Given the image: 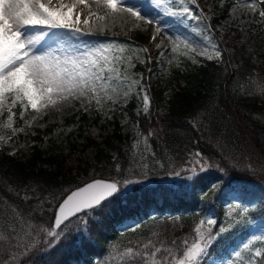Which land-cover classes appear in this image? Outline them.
Masks as SVG:
<instances>
[{
	"label": "trees",
	"instance_id": "1",
	"mask_svg": "<svg viewBox=\"0 0 264 264\" xmlns=\"http://www.w3.org/2000/svg\"><path fill=\"white\" fill-rule=\"evenodd\" d=\"M218 33L222 58L183 56L182 64L169 72L172 93L167 100V89L145 77L148 61L138 64L149 85L150 113L138 114L134 98L116 107L115 135L101 143L85 137L84 148L94 146L99 158L92 173L88 166L69 167L64 155L47 156L36 146L26 159L0 147V264H100L112 245L107 264H128L129 248L141 257L148 251L152 264L155 247L169 250L156 253L155 260L174 262L187 250L183 241L190 246L199 237L197 228L207 231L204 217L223 222L233 202L247 206L256 222H264V18L246 34L237 29ZM122 42L124 54L135 51L136 43ZM165 101L167 114L159 117ZM122 116L142 132H154V147L165 160L162 173H150L147 181L133 168L130 149L118 147L115 156L108 152L124 139L118 129ZM95 177L116 179L120 191L50 236L60 201ZM128 222L130 229L121 233L119 226ZM13 225H30L34 239L17 248ZM257 242L261 255L253 256L254 264H264V240L259 237ZM238 246L229 232H218L208 257L236 258L233 249Z\"/></svg>",
	"mask_w": 264,
	"mask_h": 264
},
{
	"label": "rangeland",
	"instance_id": "2",
	"mask_svg": "<svg viewBox=\"0 0 264 264\" xmlns=\"http://www.w3.org/2000/svg\"><path fill=\"white\" fill-rule=\"evenodd\" d=\"M88 2L89 0H86L84 4H76V0H64L66 4H76L75 12L81 14V23L78 25L80 33L67 29L53 30L56 44L47 48L36 46L33 51L36 54L50 53L62 58H81L85 53L107 49L109 58L115 57L110 67L116 71H105L106 82L98 89L100 103L97 104V97L90 91L84 96H69L67 99L53 97L57 101L55 104L49 103L47 107L38 105L36 110L30 106L25 109L22 104L17 103L12 108L14 115L10 126L7 111L0 114V147L9 155L26 159L36 146L47 156L64 155L69 167L88 166L92 173L99 163V158L94 146L84 148L85 137H91L101 143L106 137L115 135V109L117 106H125L132 96L139 100L138 111L145 110L150 105V99L148 104L143 100L147 92L142 83V70L137 63L148 61L146 77L150 82L156 81L167 89V100L172 93V90L168 89L169 72L172 67L182 64L183 56L221 58V55L216 56V51L221 54V50L216 33L212 30L214 21L215 29L220 32L237 29L246 34L262 20L259 16L262 9L256 0H196L195 3L191 0H161L159 6L154 0H118L116 12L108 9L105 2L99 1L100 5ZM227 3H230V6L225 13L223 7ZM249 3H255V7L249 8ZM129 7L139 11L142 18L124 10ZM185 8L189 9L188 13H184ZM147 9L151 10L150 15H146ZM91 13L106 18L98 20L96 15H91L89 19ZM73 18L75 19V15ZM84 20H88V23L85 24ZM149 20L152 23H148ZM157 28L160 29L159 32ZM26 31L33 34L41 29L27 28ZM122 39L137 40L139 43L138 52L127 55L124 61L120 59L121 55L114 47L117 41ZM173 47H176V51H172ZM144 49L147 51H143ZM231 68L235 70L236 66L232 64ZM147 96L149 97L148 94ZM167 111L168 105L165 101L158 109L159 117H165ZM83 114H86L87 118L81 117ZM118 129L124 139L117 140L115 147L109 148L108 152L115 156L118 147L129 148L133 168L140 178L144 176L145 181L149 179L150 173H162L166 163L154 147V132L140 131L138 125L127 116L120 117ZM162 178L167 177L162 175ZM127 183L128 186L132 185L131 180ZM219 226L220 224H217L214 228ZM19 227L12 228L17 230L12 238L17 248L26 246L35 236L30 225ZM221 231L229 232V236L236 237L239 241L238 248L234 249L237 256L230 259L209 258L207 263L253 264L252 257L256 252L261 253L257 239L260 237L264 240V222H256L245 205L232 203L227 209ZM200 234L204 235V231ZM205 238L209 243L212 240ZM207 255L201 258V262ZM101 262L106 263V260Z\"/></svg>",
	"mask_w": 264,
	"mask_h": 264
},
{
	"label": "snow or ice",
	"instance_id": "3",
	"mask_svg": "<svg viewBox=\"0 0 264 264\" xmlns=\"http://www.w3.org/2000/svg\"><path fill=\"white\" fill-rule=\"evenodd\" d=\"M85 2L86 0H76V4ZM154 2L159 6L161 0ZM191 2L195 3L196 0ZM260 2L264 3V0ZM105 3L112 12L117 11L118 0H105ZM76 4L69 5L64 3V0H55V2L54 0H0V114L7 111L9 126L14 115L12 108L17 103L22 104L25 109L30 106L31 109L36 110L38 105L47 107L49 103L55 104L57 101L53 97L67 99L69 96H84L89 91L97 97V104L100 103L98 89L106 82L104 73L116 71L110 67L115 57L110 59L106 54L107 49L85 53L81 58H62L50 53L36 54L33 51L53 30L67 29L81 32L78 27L81 23V14L75 12ZM248 7L254 8L255 3H249ZM124 10L137 18H142L141 13L131 7ZM188 12L189 9L185 8L184 13ZM91 15H96L98 20L106 18L91 13L89 19ZM259 16L264 18V11H260ZM84 23L87 24L88 20H84ZM148 23L152 21L149 20ZM37 27L41 31L33 34H28L26 31L27 28ZM159 31L160 29L157 28V32ZM172 51H176V47H173ZM220 55L217 50L216 56ZM208 59L212 57L208 56ZM143 100L145 104L149 103L147 94L144 95ZM118 191L116 183L97 180L71 192L59 205L55 228L61 229V225L70 217L100 205ZM207 223L214 224L215 221L208 220ZM196 232L199 234L200 229L197 228ZM48 234L55 237L58 233ZM183 244L187 250L182 253V259H176L174 262L168 259L155 260L156 253L169 251L155 247L150 254L153 258L152 264H201V258L208 254L209 241L203 236L190 246L187 240L183 241ZM150 245L151 242L143 247L147 250ZM245 247L247 248L248 245ZM127 251L130 257L128 264H137L138 260L148 264V251H145L142 257L132 248ZM255 255L260 256L261 253L256 252Z\"/></svg>",
	"mask_w": 264,
	"mask_h": 264
},
{
	"label": "bare ground",
	"instance_id": "4",
	"mask_svg": "<svg viewBox=\"0 0 264 264\" xmlns=\"http://www.w3.org/2000/svg\"><path fill=\"white\" fill-rule=\"evenodd\" d=\"M99 1L105 2V0H99ZM89 2L92 3V4L100 5V2L97 3V0H89ZM150 13H151V10L147 9L146 10V15H150ZM56 41H57V39L54 38V34L50 33L49 36L46 37L43 41H41V43L39 45H37V46L42 45L41 46L42 48H47V47H50V46L56 44Z\"/></svg>",
	"mask_w": 264,
	"mask_h": 264
},
{
	"label": "water",
	"instance_id": "5",
	"mask_svg": "<svg viewBox=\"0 0 264 264\" xmlns=\"http://www.w3.org/2000/svg\"><path fill=\"white\" fill-rule=\"evenodd\" d=\"M97 180H102V181H105V182H109V183H116V182H114V181H110V180H105V179H100V178H97V179H94V180H91V181H89V182H87V183H85V184H83V185H81V186H79V187H77V188H75V189H73L71 192H73V191H76V190H78L79 188H81V187H85L87 184H89V183H93V182H95V181H97ZM117 184V183H116ZM118 186V185H117ZM71 192L68 194V195H70L71 194ZM67 195V196H68ZM66 196V197H67ZM66 197H65V199H66ZM63 202V201H62ZM61 202V203H62ZM60 203V204H61ZM58 208H59V206H58ZM58 208H57V211H56V216L58 215ZM87 210V209H86ZM85 211V210H84ZM83 212V211H82ZM56 216H55V218H56ZM71 218V217H70ZM69 218V219H70ZM67 221V220H66ZM65 221V222H66ZM54 228H55V220H54ZM56 229V228H55Z\"/></svg>",
	"mask_w": 264,
	"mask_h": 264
}]
</instances>
